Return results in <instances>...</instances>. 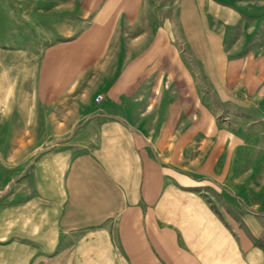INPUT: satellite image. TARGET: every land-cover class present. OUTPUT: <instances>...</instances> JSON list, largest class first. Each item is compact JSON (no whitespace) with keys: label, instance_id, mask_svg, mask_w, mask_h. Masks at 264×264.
<instances>
[{"label":"crops","instance_id":"crops-1","mask_svg":"<svg viewBox=\"0 0 264 264\" xmlns=\"http://www.w3.org/2000/svg\"><path fill=\"white\" fill-rule=\"evenodd\" d=\"M159 2L169 4L165 19ZM159 2L85 0L79 12L89 18L49 41L35 64L13 65L21 113L42 119L20 129L51 132L42 143L58 148L30 156L0 201V264H67L93 253L118 260L112 264H264V211L239 212L233 226L248 235L233 236L199 199L179 203L177 219L166 196L158 197L170 177L163 169L168 130L174 149L188 145L194 130L192 120L170 128L178 87L160 89L162 55L176 52L178 35L188 41L196 16L208 43L218 35L221 61L236 49L221 45L226 36L244 37L241 51L248 50L226 66L264 65V51L257 56L248 42L264 20V0ZM136 82L144 88L134 91Z\"/></svg>","mask_w":264,"mask_h":264},{"label":"rangeland","instance_id":"rangeland-1","mask_svg":"<svg viewBox=\"0 0 264 264\" xmlns=\"http://www.w3.org/2000/svg\"><path fill=\"white\" fill-rule=\"evenodd\" d=\"M84 2L0 0V201L10 193L15 177L20 179L31 166L27 164L31 161L30 156H40L58 148L53 143L50 146L42 143L51 132L20 129L25 122L40 127L42 119L41 114L21 113L24 109L20 107L19 95L14 89L16 69L13 65L23 59L35 64L49 41L59 40L60 32L76 25L80 18H89V13L79 12ZM157 5L158 16L165 19L168 13L163 8L169 4L159 2ZM190 23L193 34L186 36L188 41L182 34L178 35L176 52L162 55L160 89L175 91L178 87L172 100L176 111L170 114V128L192 120L194 130L188 145L179 149L169 146L175 134L168 130L163 142V154L168 161L163 163V169L170 177L163 182L158 197L166 196L164 205L177 219H181L177 211L179 203L192 199L197 204L199 199L225 224L228 233L247 236L248 231L242 228V232L239 231L233 226L232 219L241 211L243 214L254 209L264 211V65L226 66L248 50L241 51L240 40L244 41V37L226 36L229 42L221 45L226 46V50L231 46L236 49L223 51L226 55L221 61L218 35L212 36L208 43L207 37L199 32L196 16ZM258 31L248 41L252 42L257 56L264 51V20ZM126 53L132 56L137 52ZM169 76L175 78V82L167 83ZM185 77L191 80L188 84L183 82ZM132 88L140 91L144 85L136 82ZM27 138L34 146L21 143L20 140ZM176 175L187 178L177 179ZM185 226L189 234L194 233L191 221ZM74 261L76 264L118 262L110 256L98 257L95 253L79 256L77 260L67 258V264H75Z\"/></svg>","mask_w":264,"mask_h":264},{"label":"built area","instance_id":"built-area-1","mask_svg":"<svg viewBox=\"0 0 264 264\" xmlns=\"http://www.w3.org/2000/svg\"><path fill=\"white\" fill-rule=\"evenodd\" d=\"M99 94H96L95 96H94V100H98L99 99Z\"/></svg>","mask_w":264,"mask_h":264}]
</instances>
